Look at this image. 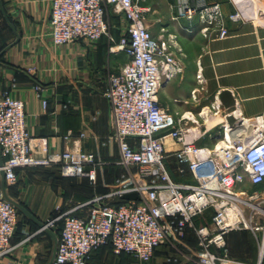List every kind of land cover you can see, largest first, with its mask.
<instances>
[{"label":"built area","instance_id":"built-area-1","mask_svg":"<svg viewBox=\"0 0 264 264\" xmlns=\"http://www.w3.org/2000/svg\"><path fill=\"white\" fill-rule=\"evenodd\" d=\"M143 1L51 0L49 23L54 45L79 39L94 43L106 36L110 52L128 57L117 71L108 74L103 94L111 107V137L119 151L116 163L126 169L136 167L143 180L130 188L119 187L118 178V188L95 194L64 211L57 207L58 213L37 231L59 229L51 264H87L90 254L104 245H110L116 254L132 255L138 264H155V249L172 236L182 239L186 228L193 227L195 217L206 209L212 210L211 223L196 228L199 250L191 264H217L224 259L212 247L223 248L224 235L230 230L264 231V189L242 188L247 182L253 186L264 183V124L243 131L240 127L249 118L236 117L222 124L220 140L214 146L195 143L190 118H177L159 105V90L181 74L184 66L177 55L180 48L175 34H166L164 27L158 36L151 32L150 8ZM176 9L189 20L197 15L204 37L222 39L229 34L218 3L194 6L179 0ZM109 14L124 21L117 39L110 32ZM242 17L241 11L227 16L232 21ZM34 90L41 96L43 87L36 84ZM42 104L46 107L47 100L43 98ZM167 137L179 145L171 153L166 149ZM32 143L24 101L8 91L0 92V259L12 249L19 213L2 193L1 171L6 184L15 183L17 170L27 167H57L64 177L96 180L94 153L76 148L49 151L43 141L37 154ZM169 155L176 159L180 172L186 167L194 181L173 179L166 165ZM132 191L139 193L138 200L110 203ZM84 209L86 214L80 216ZM166 260L169 264L178 261L174 256Z\"/></svg>","mask_w":264,"mask_h":264},{"label":"crops","instance_id":"crops-1","mask_svg":"<svg viewBox=\"0 0 264 264\" xmlns=\"http://www.w3.org/2000/svg\"><path fill=\"white\" fill-rule=\"evenodd\" d=\"M178 1L142 3L150 8L147 16L154 36L160 34L161 27L175 34L180 48L177 55L184 66L181 74L159 90L158 102L177 118L184 115L195 122L197 116H206V122L215 119L212 125L203 130L195 128L193 133L197 145L212 147L205 139L206 135H213L209 132L211 127L221 128L236 117L264 116V0H186L194 6L220 5L229 30L222 39L204 37L197 15L191 20L179 16ZM1 3L19 39L11 44L15 34L0 10V52L9 45L0 55V92L8 91L24 101L34 151L38 154V147L46 141L49 151L76 148L94 153L98 162L94 182L85 177H64L57 167L17 170L16 182L6 184L8 196L44 223L57 207L64 211L97 192L118 188L115 177L121 168L116 163L119 151L111 137L114 131L111 107L103 92L108 74L120 68L125 62L119 60L120 55L125 54L110 52L106 36L94 43L79 39L54 45L49 23L51 0H1ZM236 11L243 14L240 20L227 18ZM112 28L117 39L119 25L114 22ZM181 36L189 43H197V47L183 49L178 43ZM36 84L43 87L41 96L34 90ZM43 98L47 100L46 107ZM208 109L217 112L207 114ZM165 145L169 153L179 147L169 137ZM174 159L172 155L166 157L173 179L194 181L186 167L179 171ZM242 188L254 191L264 189V185L257 187L247 182ZM139 197L137 193L136 197L126 199ZM78 214L84 216L86 210ZM211 215L212 210L206 209L195 217L193 227L186 228L182 239L172 236L159 245L154 251L155 264H169L166 259L171 256L177 258L175 264H191L199 250L196 228L210 225ZM38 229V223L20 211L10 242L12 249L0 259V264H47L53 255L54 240L48 231L37 232ZM51 231L58 236L56 230ZM27 233L31 237L27 238ZM224 242L223 248L212 247L224 257L217 264H264V231L230 230L225 233ZM87 264H138V261L127 253L116 254L110 245H104L90 254Z\"/></svg>","mask_w":264,"mask_h":264},{"label":"rangeland","instance_id":"rangeland-1","mask_svg":"<svg viewBox=\"0 0 264 264\" xmlns=\"http://www.w3.org/2000/svg\"><path fill=\"white\" fill-rule=\"evenodd\" d=\"M108 18H109V21H110L111 24H113L115 22L117 25H119V28L117 29V34H120L122 29H123L122 27L124 25V21L120 17H118V19L117 18L113 19V17L110 14L108 15ZM110 32H111V35L114 36V31H113L112 27H111V31ZM166 34H169V32H167ZM184 38L185 37L181 36L180 39L178 40L179 45H181V47L183 49H185V48L195 49L197 47V43H195V42L189 43V41H187ZM119 60L120 61H127L128 57L126 55L121 54ZM209 110H211V109L207 110L208 111L207 114L208 113L209 114H213L212 113L213 111H209ZM212 118H216V117L212 116ZM209 119H211V118L209 117ZM263 120H264V116H263ZM215 122H216L215 119L214 120L211 119V121H207L206 122V116L203 117V118L197 116V122H194V123L193 122H189L188 125L196 128V129L198 128V129L203 130V129H205L206 126H208V125L210 126V125H212ZM220 130H221L220 126L219 125H215V126L211 127L210 130H209V132L211 134H213V135L212 136H209V135L205 136V139H207V141L209 140L210 144L212 146H214L216 143L219 142L220 137L218 136V133L220 132ZM138 173H139V171H138V169L136 167H130L129 169H126V168L121 166V168L119 169V174L115 177V180L118 179V178L121 180V183H120L121 187L133 188V187H136V186H139V185L143 184V180H142V178L140 179ZM130 174H131V176L129 177ZM125 175H126V177H125ZM115 183H117V182H115ZM135 192H137V191H135Z\"/></svg>","mask_w":264,"mask_h":264},{"label":"water","instance_id":"water-1","mask_svg":"<svg viewBox=\"0 0 264 264\" xmlns=\"http://www.w3.org/2000/svg\"><path fill=\"white\" fill-rule=\"evenodd\" d=\"M0 10H1V12H2L4 18H5L6 21L8 22L9 27L12 29L13 33L15 34V39H14V41L11 43V44H13L14 42L18 41V39H19V34L17 33V31H16L15 26L13 25V23H11V22L8 20V18L6 17L5 12H4V10H3V7H2L1 0H0ZM8 46H9V45H8ZM8 46H7V47H8ZM7 47H5V48L0 52V55L3 53V51H4ZM1 162H2V158H1V154H0V163H1ZM1 189H2V193H3L4 197H5L7 200L11 201V202H12V203L18 208L19 211H21V212L24 213L26 216H28L29 218H31L33 221H35L36 223H38L39 227L43 226V223L40 222V221H39V220H38V219H37V218H36L31 212H29V211H28V210H27V209H26L21 203H19L18 201L14 200V199H12V198H10V197L8 196V194H7V192H6V182H5L4 172H3V171H1ZM46 231H48V232L51 234V236H52V238H53V240H54L53 255H52L50 261L47 263V264H51V261H52V258H53V256H54L55 249H56L57 236H56L51 230H49V229H47Z\"/></svg>","mask_w":264,"mask_h":264},{"label":"trees","instance_id":"trees-1","mask_svg":"<svg viewBox=\"0 0 264 264\" xmlns=\"http://www.w3.org/2000/svg\"><path fill=\"white\" fill-rule=\"evenodd\" d=\"M112 17H113V19H118V16H116V15H113V14H110ZM112 25V24H111ZM175 161H176V159H174ZM177 162V161H176ZM188 172V171H187ZM189 173V172H188ZM190 174V173H189ZM191 175V174H190ZM262 185H264V183L263 184H260V185H255V186H262ZM104 193H106V192H104ZM97 194H101L100 192H97ZM125 194H123V195H121V196H119V197H116V198H114L110 203H113V204H120V203H122V202H126V201H128L127 199H126V197H136L137 196V193L136 192H129V193H126V195L124 196ZM18 212H20L19 210H18ZM58 212L57 211H55V213H54V215H56ZM53 215V216H54ZM58 225L60 226V222L58 223ZM56 232H57V234L59 233V229H57L56 230Z\"/></svg>","mask_w":264,"mask_h":264},{"label":"bare ground","instance_id":"bare-ground-1","mask_svg":"<svg viewBox=\"0 0 264 264\" xmlns=\"http://www.w3.org/2000/svg\"><path fill=\"white\" fill-rule=\"evenodd\" d=\"M258 124L259 125L264 124L263 116L259 117L258 120L257 119H246L244 121V125L240 127V130L248 131L251 129L252 126L254 127L255 125H258Z\"/></svg>","mask_w":264,"mask_h":264}]
</instances>
